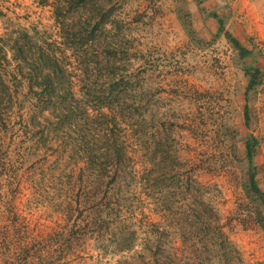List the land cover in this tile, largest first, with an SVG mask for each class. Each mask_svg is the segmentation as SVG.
<instances>
[{"label":"rangeland","instance_id":"374dc122","mask_svg":"<svg viewBox=\"0 0 264 264\" xmlns=\"http://www.w3.org/2000/svg\"><path fill=\"white\" fill-rule=\"evenodd\" d=\"M120 145L116 213L84 241H52L92 182L86 160ZM4 199L17 209L0 206V264L39 230L29 264H264V0H0Z\"/></svg>","mask_w":264,"mask_h":264},{"label":"trees","instance_id":"16d2710c","mask_svg":"<svg viewBox=\"0 0 264 264\" xmlns=\"http://www.w3.org/2000/svg\"><path fill=\"white\" fill-rule=\"evenodd\" d=\"M214 16L219 18V21L221 22L220 31H222L224 27L222 25V18L219 17L217 13H214ZM226 32L229 41L234 45L236 49L239 50L241 56L244 57L251 53V50L243 45L237 37L233 36L230 31ZM258 72V68L247 70V73L250 76L248 85L249 89L257 83L259 77ZM56 84L57 83L55 77L50 71H48L46 74V81H43L41 87L36 89V108L38 107L42 110L46 106L45 103L51 99V94L52 91L56 89ZM118 140H121V138H119ZM256 143L257 139L254 136L249 137L246 142L247 159L253 170V159L255 155ZM126 156L127 153L120 145L117 154H115L114 156L108 155L107 158L103 160L104 164L100 166L98 163L95 166V156H91L89 160L87 159V167L83 168L82 172L87 173V176L89 178H92V182L85 185L84 187H81V185H79L80 190L76 192V195L73 194L74 196L72 198H69L62 211V214H64L67 219L66 226H68V223L70 224V226L66 228H56L55 226H52L48 232L45 230H39L34 237L25 236L26 238L21 245L20 251L18 252L16 263H30L29 260L31 258V252L33 250H36L40 246V243L44 237V233L46 232L47 234L50 233L52 241H56L62 236L64 232L68 234V237L64 242L72 245L74 244V242L78 243L84 241L87 236H95L96 233L98 234L99 231L106 227L108 218L111 217L113 212H115L116 210V207H114L115 204L113 203L114 205H112L111 200H113L114 198L113 191H115V187L119 185L121 177L125 172L126 168L124 165V157ZM111 160H114L113 165H111V167H108V164L110 163L109 161ZM254 176L255 175H251L250 181L246 188L250 192L263 196V192L259 188ZM81 195L84 197V199ZM0 206H2L7 211H10V209H17L9 208V205L6 204L5 199L4 204L1 203ZM118 210L120 209L118 208ZM85 213L88 214L86 215ZM17 214L19 215L20 220V214L18 210ZM14 217L17 216L14 215ZM25 230H27L25 234L30 235L29 225L26 226ZM2 245L3 240L2 237H0V246Z\"/></svg>","mask_w":264,"mask_h":264}]
</instances>
